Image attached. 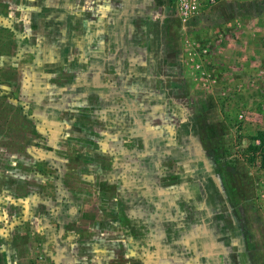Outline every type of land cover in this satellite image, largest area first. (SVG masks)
Returning a JSON list of instances; mask_svg holds the SVG:
<instances>
[{
  "label": "rangeland",
  "instance_id": "1",
  "mask_svg": "<svg viewBox=\"0 0 264 264\" xmlns=\"http://www.w3.org/2000/svg\"><path fill=\"white\" fill-rule=\"evenodd\" d=\"M0 264H264V0H0Z\"/></svg>",
  "mask_w": 264,
  "mask_h": 264
},
{
  "label": "built area",
  "instance_id": "2",
  "mask_svg": "<svg viewBox=\"0 0 264 264\" xmlns=\"http://www.w3.org/2000/svg\"><path fill=\"white\" fill-rule=\"evenodd\" d=\"M197 10V4L193 2H187L182 7V14L185 19L191 18Z\"/></svg>",
  "mask_w": 264,
  "mask_h": 264
}]
</instances>
